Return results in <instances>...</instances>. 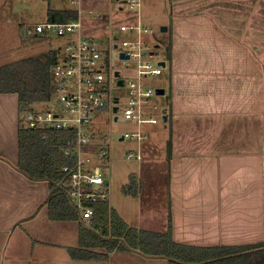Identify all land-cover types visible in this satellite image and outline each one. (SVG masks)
Instances as JSON below:
<instances>
[{"label":"crops","instance_id":"1","mask_svg":"<svg viewBox=\"0 0 264 264\" xmlns=\"http://www.w3.org/2000/svg\"><path fill=\"white\" fill-rule=\"evenodd\" d=\"M172 14L169 202L167 211L160 206L161 227L170 215L174 242L186 246L197 245L176 235L195 230L206 243L198 247L264 244V0H175ZM82 23L85 35L100 33ZM9 52L0 51V66L11 62ZM18 127L16 95L0 94V264H74L65 248L76 245L78 226L50 220L48 183L15 168ZM157 147L144 145L146 160ZM152 259L128 251L103 263Z\"/></svg>","mask_w":264,"mask_h":264},{"label":"rangeland","instance_id":"2","mask_svg":"<svg viewBox=\"0 0 264 264\" xmlns=\"http://www.w3.org/2000/svg\"><path fill=\"white\" fill-rule=\"evenodd\" d=\"M126 0H82L81 4H69L66 0H0V51L10 50L6 60L15 62L19 59L25 58L28 55L37 53L41 50H53L60 48L63 51L67 40L55 35L49 38L42 37L35 41L36 37H25L20 32L27 28H32L37 24L47 23V12L49 10H73L79 13L81 20L92 27L91 31H98L100 33L94 37L102 36L98 39L102 45L106 43L104 37L108 34L111 37H116L118 40V50L109 49L108 59L111 61L110 72L114 71L120 74L124 79L128 70L135 71L138 66L136 59H132L125 67L118 60V55L121 50L123 41L135 42L136 34L129 32H121L118 28L120 25H127L135 21V15L138 10H130ZM179 1V0H177ZM122 8L123 11H119ZM175 8V0H141V7L138 12L139 22L142 26H147L152 29L154 36L146 40L153 41L150 46L154 55L143 63L149 62L152 66H157L159 63H164L165 67L162 69L160 75L147 76L142 78V85L144 89H149L153 93L157 89L164 91L163 95H156L151 100V105L157 110L163 111L169 108L171 101L170 89V62L166 58V50L168 46L171 51L172 47V20L174 15L172 11ZM94 23V24H93ZM165 26L167 31L160 32V28ZM109 30V31H107ZM92 36V35H91ZM136 52V50H134ZM2 63V61H0ZM10 62V63H11ZM8 64V63H7ZM110 96L118 99V110L116 115L110 111L98 114V118L103 121L99 128L104 134V145L108 151V163L105 167V178L109 184V205L111 208L117 210L130 227L149 230L153 232H165V227L162 228L160 216V206L163 205L165 210H168L169 191H168V154L166 150V142L169 140V130L171 123L163 122V116L157 111L154 115L156 125L146 127L147 139L142 143L133 141H120L119 137L128 131L135 130V127L130 122H127L122 117L127 100L129 98L127 84L125 86H116L114 79L110 82ZM110 102V100H109ZM169 116L168 109L166 110ZM117 117V121H114ZM166 126V128L164 127ZM169 129V130H168ZM163 142V145H160ZM155 144L158 145L156 152L149 156L148 159L144 157V145ZM140 152L142 156L141 161H126L125 156L128 153ZM130 176H135L140 184L137 201L123 193V189L129 184ZM149 209L154 216L155 221L147 222L149 219L145 211ZM139 214V215H138ZM140 217V221L137 219ZM166 222V219H165ZM77 228V223L68 224ZM196 228H194L195 230ZM184 231V230H183ZM194 231L193 234L187 232L177 234L176 239L185 244L204 246L206 243L202 240L200 235ZM68 229L66 234L68 235ZM78 239V238H77ZM189 241L188 243H186ZM75 242V239H74ZM76 245L65 248V256L68 261L74 264H106L98 262H76L69 257L68 248H76ZM146 261V260H145ZM151 264H169L168 260L161 258H153L147 260ZM124 264V260H120ZM110 264V263H109Z\"/></svg>","mask_w":264,"mask_h":264},{"label":"built area","instance_id":"3","mask_svg":"<svg viewBox=\"0 0 264 264\" xmlns=\"http://www.w3.org/2000/svg\"><path fill=\"white\" fill-rule=\"evenodd\" d=\"M66 1L73 5L81 4L82 0ZM125 3L130 10L139 12L141 0H126ZM119 11L123 9L119 8ZM138 12L134 14L133 23L120 25L118 28L121 32L136 34L135 42H122L125 51L121 50L118 55L119 62L125 67H128L132 59L138 62L137 69L128 70L124 79L119 73L116 77V72H110L112 64L109 62L108 53L110 48L118 50L116 37L107 34L104 37L106 43L102 45L98 40L100 38L85 35L84 24L76 11V19L73 21L60 23L49 20L45 24H37L21 31L25 37L41 39L55 35L67 40L62 52L60 48L53 49L57 52V59L50 69L52 84L50 100L34 104L24 110L20 114L19 122L22 128L38 132L41 139L53 133L64 134L62 153L71 164L62 168L63 187L68 200L84 222L93 216L95 204L109 200V184L105 178L108 151L104 145V134L96 128H99L103 121L97 117L98 114L110 111L116 115L117 111L114 113L113 108L116 107L118 110V99H111L110 96L112 79L116 86L119 80L122 81V86L127 84L129 98L122 111V117L135 127V130L123 133L119 140L142 143L147 139L145 128L156 125L154 115L159 110L151 105L156 91L153 93L149 89H144L142 78L160 75L163 67L159 64L152 66L149 62L143 63L154 55L150 46L151 42L154 44L153 41L145 39L152 38L154 32L147 26H142ZM120 54L127 59L121 60ZM159 113L162 116L166 115L165 110ZM117 119L114 117L115 122ZM92 126L96 128L91 130ZM125 160L141 161L142 156L139 151L131 152L125 156Z\"/></svg>","mask_w":264,"mask_h":264},{"label":"trees","instance_id":"4","mask_svg":"<svg viewBox=\"0 0 264 264\" xmlns=\"http://www.w3.org/2000/svg\"><path fill=\"white\" fill-rule=\"evenodd\" d=\"M48 20L67 23L76 19L73 10H49ZM170 59V48L166 50ZM57 52L24 58L0 66V94H13L18 107V160L15 168L28 180L46 182L49 196L46 201L48 217L56 222L78 224L76 248H68L72 261L104 262L116 252H136L147 258H161L169 264H264V244L244 247H198L180 245L174 242L171 232V218L167 219L164 233L140 230L128 226L108 201L93 206L94 213L87 222L81 221L63 187L62 168L71 161L63 156V133L49 134L41 139L36 131L20 126V114L34 104L45 103L52 95L50 69L56 62ZM170 141H167L169 156ZM140 184L130 176L123 193L137 198Z\"/></svg>","mask_w":264,"mask_h":264},{"label":"water","instance_id":"5","mask_svg":"<svg viewBox=\"0 0 264 264\" xmlns=\"http://www.w3.org/2000/svg\"><path fill=\"white\" fill-rule=\"evenodd\" d=\"M53 20V18H51V21ZM167 31V28L165 27V26H163V27H161L160 28V32L161 33H165ZM119 58L121 59V60H126L127 59V57H125L123 54H120V56H119ZM159 65L160 66H162V67H164V63H159ZM115 76L116 77H118V73L116 72L115 73ZM118 86H122V81L121 80H119L118 81ZM164 94V91L162 90V89H157L156 90V95H163ZM116 102V101H115ZM117 111V108L116 107H114L113 108V112L115 113ZM115 120H116V118H115ZM166 121H167V118H166V116H163V122L164 123H166ZM121 140V139H120ZM105 184H107V182H105Z\"/></svg>","mask_w":264,"mask_h":264}]
</instances>
